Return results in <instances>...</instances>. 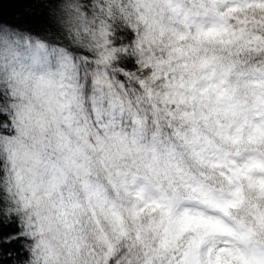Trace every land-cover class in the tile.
Wrapping results in <instances>:
<instances>
[{"label":"snow or ice","instance_id":"snow-or-ice-1","mask_svg":"<svg viewBox=\"0 0 264 264\" xmlns=\"http://www.w3.org/2000/svg\"><path fill=\"white\" fill-rule=\"evenodd\" d=\"M42 12L51 38L20 26ZM15 245L264 264V0H0V264Z\"/></svg>","mask_w":264,"mask_h":264},{"label":"trees","instance_id":"trees-1","mask_svg":"<svg viewBox=\"0 0 264 264\" xmlns=\"http://www.w3.org/2000/svg\"><path fill=\"white\" fill-rule=\"evenodd\" d=\"M20 15V11L18 8L13 7L11 8L6 14H5V19L9 20L10 22L13 20V15ZM45 13H40L36 16H32V17H27L25 18L21 25L22 27H28L30 28L34 33L42 36V37H46V38H51V35L49 33V31L47 30V22L44 19ZM51 31H55V29L53 28ZM11 250H12V256L9 257L8 259H10L12 261V264H16V248L19 247L18 245L15 246H10ZM21 259H23V257L25 256V253L23 251H21L19 253Z\"/></svg>","mask_w":264,"mask_h":264}]
</instances>
